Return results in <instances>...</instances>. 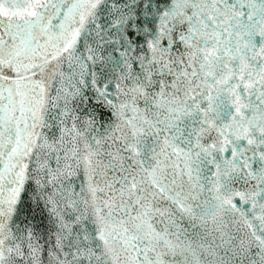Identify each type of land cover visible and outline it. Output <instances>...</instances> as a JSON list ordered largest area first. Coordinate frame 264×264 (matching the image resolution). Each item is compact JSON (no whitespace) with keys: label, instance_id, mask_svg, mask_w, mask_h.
<instances>
[{"label":"snow or ice","instance_id":"snow-or-ice-1","mask_svg":"<svg viewBox=\"0 0 264 264\" xmlns=\"http://www.w3.org/2000/svg\"><path fill=\"white\" fill-rule=\"evenodd\" d=\"M0 264H264V0H0Z\"/></svg>","mask_w":264,"mask_h":264}]
</instances>
